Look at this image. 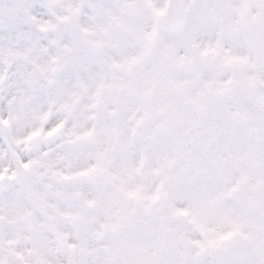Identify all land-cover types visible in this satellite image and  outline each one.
<instances>
[{
  "label": "clouds",
  "instance_id": "clouds-1",
  "mask_svg": "<svg viewBox=\"0 0 264 264\" xmlns=\"http://www.w3.org/2000/svg\"><path fill=\"white\" fill-rule=\"evenodd\" d=\"M0 264H264V0H0Z\"/></svg>",
  "mask_w": 264,
  "mask_h": 264
}]
</instances>
